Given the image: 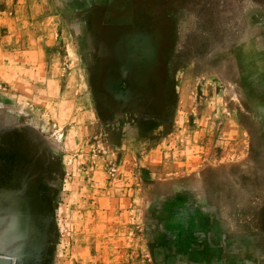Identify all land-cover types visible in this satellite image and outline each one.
Here are the masks:
<instances>
[{
    "label": "rangeland",
    "instance_id": "rangeland-1",
    "mask_svg": "<svg viewBox=\"0 0 264 264\" xmlns=\"http://www.w3.org/2000/svg\"><path fill=\"white\" fill-rule=\"evenodd\" d=\"M264 264V0H0V258Z\"/></svg>",
    "mask_w": 264,
    "mask_h": 264
},
{
    "label": "water",
    "instance_id": "water-1",
    "mask_svg": "<svg viewBox=\"0 0 264 264\" xmlns=\"http://www.w3.org/2000/svg\"><path fill=\"white\" fill-rule=\"evenodd\" d=\"M0 264H12V259L9 257L0 258Z\"/></svg>",
    "mask_w": 264,
    "mask_h": 264
}]
</instances>
